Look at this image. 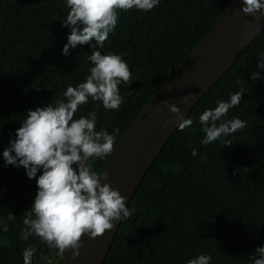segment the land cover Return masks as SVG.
<instances>
[{
  "label": "trees",
  "instance_id": "trees-1",
  "mask_svg": "<svg viewBox=\"0 0 264 264\" xmlns=\"http://www.w3.org/2000/svg\"><path fill=\"white\" fill-rule=\"evenodd\" d=\"M230 2L160 0L147 12L118 10L116 29L100 51L126 53L132 82L118 86V111L89 99L74 118L96 111V130L118 129V140ZM67 12L64 0H0V152L28 110L55 103L68 85L88 75L94 50L88 44L61 54L70 32L62 26ZM260 54L264 27L191 108L186 117L193 124L176 129L153 161L128 205L137 211L120 222L104 264H187L201 253L210 254L212 264H251L249 255L264 244V80L249 78L264 71L256 67ZM240 88L239 106L226 118L246 120V127L228 137L230 146L219 140L202 145L199 114ZM105 161L88 163L101 171ZM36 188L22 166H5L0 156V264H23L29 244L37 247L33 264L63 261L66 252L49 249L38 237L19 239ZM9 213L15 220H8Z\"/></svg>",
  "mask_w": 264,
  "mask_h": 264
},
{
  "label": "clouds",
  "instance_id": "clouds-1",
  "mask_svg": "<svg viewBox=\"0 0 264 264\" xmlns=\"http://www.w3.org/2000/svg\"><path fill=\"white\" fill-rule=\"evenodd\" d=\"M68 8L62 26L70 28L61 54L69 55L70 49L88 44L91 62L84 81L68 85L62 98L55 103L30 109L23 117L14 138L0 152L4 165L23 167L27 178L36 180V194L28 215L22 220L19 233L21 241L38 237L49 249L63 254L71 250V257L79 255L80 238L86 234L95 238L111 230L115 222L127 220L137 209L126 206V197L107 182L108 173L94 170L89 159L104 160L113 152L118 129L110 133L97 127V113L90 111L79 118L74 114L80 106L100 102L107 110H119L123 97L119 85L130 84L131 71L126 53H103L109 34L114 33L119 11L135 9L147 12L157 7L160 0H64ZM240 10L255 19L264 17V0H241ZM256 67L264 70V54H260ZM250 80H264V71H253ZM239 85V80L236 81ZM244 90L231 92L227 100H217L214 108H205L198 116L204 133L202 145H231L228 139L237 130L246 127L247 121L239 117L227 119L229 110L238 107ZM194 94L184 96V102ZM175 113L171 123L179 131L189 128L193 119L182 115L176 104L160 101ZM169 121L162 127L167 128ZM191 155H197L192 149ZM75 165V167H73ZM38 171L40 175H37ZM11 213L8 220H15ZM37 247L29 244L22 250L23 264H33ZM251 264H264V244L257 246L248 257ZM187 264H212V256L201 253L190 258Z\"/></svg>",
  "mask_w": 264,
  "mask_h": 264
},
{
  "label": "water",
  "instance_id": "water-1",
  "mask_svg": "<svg viewBox=\"0 0 264 264\" xmlns=\"http://www.w3.org/2000/svg\"><path fill=\"white\" fill-rule=\"evenodd\" d=\"M241 0H231L203 39L152 94L139 114L130 122L106 159L101 171L107 182L125 196L126 206L145 173L176 130L171 121L175 113L160 101L176 104L182 115L226 72L264 27V17L255 19L241 10ZM191 96L184 102V96ZM169 121L167 128L162 127ZM120 222L111 230L90 238H80L79 255L71 250L61 264H104Z\"/></svg>",
  "mask_w": 264,
  "mask_h": 264
},
{
  "label": "rangeland",
  "instance_id": "rangeland-1",
  "mask_svg": "<svg viewBox=\"0 0 264 264\" xmlns=\"http://www.w3.org/2000/svg\"><path fill=\"white\" fill-rule=\"evenodd\" d=\"M73 167H75V165H73Z\"/></svg>",
  "mask_w": 264,
  "mask_h": 264
}]
</instances>
